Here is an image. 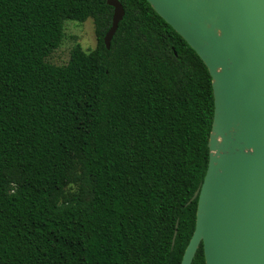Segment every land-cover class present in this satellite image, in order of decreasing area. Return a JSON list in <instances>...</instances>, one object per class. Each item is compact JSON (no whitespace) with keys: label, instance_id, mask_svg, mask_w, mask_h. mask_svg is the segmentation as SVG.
Masks as SVG:
<instances>
[{"label":"trees","instance_id":"trees-1","mask_svg":"<svg viewBox=\"0 0 264 264\" xmlns=\"http://www.w3.org/2000/svg\"><path fill=\"white\" fill-rule=\"evenodd\" d=\"M107 1L0 0V264H180L191 238L210 76L146 0L107 49ZM88 19L95 47L49 63Z\"/></svg>","mask_w":264,"mask_h":264},{"label":"water","instance_id":"water-1","mask_svg":"<svg viewBox=\"0 0 264 264\" xmlns=\"http://www.w3.org/2000/svg\"><path fill=\"white\" fill-rule=\"evenodd\" d=\"M211 79L213 118L195 225L180 264H264V0H146ZM107 49L124 12L117 0Z\"/></svg>","mask_w":264,"mask_h":264},{"label":"rangeland","instance_id":"rangeland-1","mask_svg":"<svg viewBox=\"0 0 264 264\" xmlns=\"http://www.w3.org/2000/svg\"><path fill=\"white\" fill-rule=\"evenodd\" d=\"M77 44L85 51L95 47L94 26L90 19L84 23L66 22L64 24V38L59 48L52 52L48 62L53 65L65 64L71 49Z\"/></svg>","mask_w":264,"mask_h":264}]
</instances>
